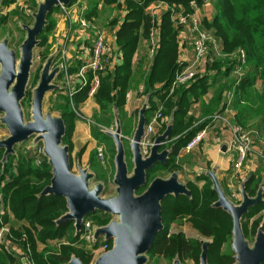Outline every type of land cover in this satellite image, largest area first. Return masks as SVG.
<instances>
[{
  "label": "trees",
  "instance_id": "trees-1",
  "mask_svg": "<svg viewBox=\"0 0 264 264\" xmlns=\"http://www.w3.org/2000/svg\"><path fill=\"white\" fill-rule=\"evenodd\" d=\"M33 1L38 6L37 0ZM105 1L108 4L118 2V0ZM155 1L166 2L170 5L181 4L185 8H189L192 1L202 3V0H125L124 19L121 22L118 19L112 21L113 24L118 25L115 35L122 50L123 62L113 71L100 75V85L93 95L95 102L100 107V112L94 114V119L98 124L110 125L112 116H107L109 112H113V115L118 114L121 119L124 118L126 97L134 78V55L140 41L148 38L152 26L151 12L146 8ZM213 5L214 13L209 21H204V26L213 31L228 55L225 58L216 57L213 62L208 64V67L216 68L217 71L214 74L198 76L192 82L178 86L172 93L171 85L181 70V65L178 62L180 46L170 12L165 11L161 14L159 49L147 66L148 72L143 73L144 90L142 93L144 102L147 103L145 111L147 122L151 120L158 109V102L164 106L162 113L165 119L161 120V127L157 134L162 133L170 123L173 125L168 142L161 147V149H170L171 153L167 162H159L148 171L147 185L155 177L161 176L158 175L159 171L172 173L180 172L183 169L178 159L181 150L210 123L211 116L219 110V104L221 107L223 106V94L225 90L233 86V78L230 83L218 85L213 101L207 109L202 110L203 116L209 113L210 116L199 120L189 114L190 109L195 101L207 93L211 80L216 83L220 80H217L218 76L223 78L231 76V72L238 62L237 51L240 49L246 53V64L242 81L234 89L235 114L232 121L249 127L248 120L253 114H264V88L261 92L255 88L258 78H262L264 82V0H214ZM58 8L54 7L48 14L47 24L39 36L40 45H44L48 41L49 35L56 26V19L51 16ZM94 10L95 7L87 13V17L90 18L94 15ZM3 18V16L0 18V23L3 22ZM92 78L93 73L89 71L88 83L86 85L78 84L74 95L72 97L65 95L64 103L59 105L60 116L66 125L63 142L70 148L72 164L74 150L72 137L77 118L73 106H80L89 97ZM215 103H217L216 110L212 107ZM92 133L97 140H100L102 134H106L97 125L92 126ZM83 152L84 149L77 156L80 158ZM3 155L4 150L0 148V179L7 173L11 176L5 187V194L16 217V220L12 222V233L15 237L22 239L23 234L26 233L27 240L33 250V258L38 264H66L73 255L79 257L84 264H90L92 255L74 245L80 235L76 234L74 221L57 222V219L68 211L66 199L56 194H41L42 190L51 183L53 176L48 158L41 165H36L34 159L24 155L16 157L14 154L8 157L4 165L2 163ZM16 158L17 173L13 172V162ZM95 161L94 151L91 155L92 167L97 166ZM96 170L99 179L106 182L108 172L101 165ZM200 181H204L202 186L198 184ZM243 183L247 193L253 197L263 187L262 200L251 206L242 219L243 231L245 237L248 238L249 235H256L259 227L264 229L261 214L264 210V176L250 173L243 179ZM186 184L191 191L190 196L185 194L168 195L162 201L164 228L157 234L148 253L151 255L158 253L169 260L190 257L199 261L201 242L198 239L187 238L184 232H170L173 223L188 216L186 219L201 235L211 238L208 250L209 263H235L233 249L229 252H221L223 245L233 237V219L227 211L214 206L218 200V194L214 189L212 178L207 174H200L194 181H188ZM147 185L140 188L138 193L143 192ZM92 215L100 225L110 221L109 217L89 214V216ZM246 219L250 220V224ZM5 220H9L8 216L5 217ZM63 238L68 239L69 242L62 243L59 250L46 247L41 252L38 251V243L47 245L49 240ZM21 239L20 244L26 247V239ZM7 259L13 260V257L0 251V263L8 264Z\"/></svg>",
  "mask_w": 264,
  "mask_h": 264
},
{
  "label": "water",
  "instance_id": "water-1",
  "mask_svg": "<svg viewBox=\"0 0 264 264\" xmlns=\"http://www.w3.org/2000/svg\"><path fill=\"white\" fill-rule=\"evenodd\" d=\"M74 0H43L38 3L34 13L33 26L24 25L26 38L19 46V52L11 48L8 37L0 41V112H4L2 122L9 130L6 138L0 139V148L4 150L2 163L5 165L8 157L15 154V145L37 134V140H43L44 153L52 166L51 183L41 192L42 195L56 194L67 201L68 211L58 223L73 220L76 234H81L84 220L91 213L104 212L118 219L97 226L96 238L112 240V248L101 253L93 264H145L147 253L152 248L157 234L163 230L162 201L168 195H191L187 184L181 182L179 172H172L170 177H155L148 183V171L157 163H165L171 153L168 148L161 147L168 142L173 125L160 134H156L150 147L149 155L142 153V140L145 135L147 103L138 112V122L132 134L130 143L131 161H128L127 151L123 142L122 127L117 121L116 129L105 131L113 138L116 146L114 183L117 194L111 197L102 196L104 183L90 186L94 173L80 166L79 173L72 170L70 148L64 144L63 137L66 125L61 116L43 113V101L46 93L57 87L52 81L61 74V65L53 66L55 57L51 56L41 73L40 81L34 90L32 98V119L25 121L22 99L27 94V85L33 63L34 48L40 44L39 36L43 32L48 14L54 7L70 6ZM59 52V51H58ZM57 63V62H56ZM214 183L218 200L217 208L227 211L233 219L232 249L235 252L233 264H262L264 262V229L258 228L255 242L250 246L245 237L242 219L251 206L263 198V187L256 196H250L245 185L241 183L242 201L232 202L217 178L215 171L208 173ZM147 187L141 193L138 190ZM208 245L205 241L200 257V264H210L208 261ZM66 264H84L73 255ZM173 264H182L180 258H175Z\"/></svg>",
  "mask_w": 264,
  "mask_h": 264
},
{
  "label": "built area",
  "instance_id": "built-area-1",
  "mask_svg": "<svg viewBox=\"0 0 264 264\" xmlns=\"http://www.w3.org/2000/svg\"><path fill=\"white\" fill-rule=\"evenodd\" d=\"M214 0H202V3L192 1L190 3V10H187L183 5H170L166 2H156L146 8L151 12L152 26L150 28L149 36L146 39L148 47V56L152 60L159 49V33L161 14L169 11L171 19L178 28L179 34L177 35L178 43L180 46L181 57L178 59L181 65V70L177 73L172 85L171 90L174 91L180 85H185L192 82L200 73L208 68V64L217 58H225L228 54L221 43L215 36L211 29L204 26L206 20L205 9L213 5ZM73 4V3H72ZM64 11L68 6H62ZM169 9V10H167ZM84 13V12H83ZM80 24L85 29H89L93 34L92 51L90 52L89 60L84 63L79 71L75 74V78L80 85L88 83V72L92 71L93 78L91 80V88L89 95L93 96L100 85V75L113 71L118 65L123 62V55L120 48L111 42L107 37L106 31L90 22L85 17L80 18ZM190 48V56L184 54V49ZM67 48L62 50L63 61H57L61 65L62 72L66 74V85L69 89L68 95L73 96L75 93V81L68 73L69 64L67 59ZM193 52V54H192ZM238 62L231 72L233 78V86L225 90L224 103L220 111L211 116L212 121H222L227 127L232 130L233 139L232 147L236 150V155L233 160V167L236 171H241L244 167L245 161L249 153L252 151L255 138L259 137V133L251 128L245 127L240 124L234 123L232 117L235 114L233 101L235 96V87L242 81L245 64L246 53L243 49L237 51ZM66 59V60H65ZM141 91L144 90V85L141 86ZM163 119L162 108L152 116L151 120L145 126V135L142 140L141 148L142 153L147 156L150 153V147L153 139L157 134V127L161 125ZM208 127L199 131L184 147L190 152L196 147L207 135ZM39 152L44 153V147ZM97 153L101 163L106 161V148L103 145L97 147ZM47 158V157H46ZM45 159H36V165H41ZM16 161V159H15ZM17 161L13 162V172L17 173ZM10 174L7 173L0 179V251L12 254L15 258L20 260V264H37L33 258L32 248L30 242L27 240L26 233L23 234L21 240L27 241L26 247L22 246L20 239L16 238L12 233V222L16 220L15 215L11 210L10 203L6 198L5 187L11 179ZM233 196H236L235 194ZM8 216L9 220H5ZM97 226H100L94 219L89 216L84 220L81 234L79 235L91 247L92 252L95 253V258L109 249L112 248V240L105 238H96L95 232ZM94 263V262H92Z\"/></svg>",
  "mask_w": 264,
  "mask_h": 264
},
{
  "label": "crops",
  "instance_id": "crops-1",
  "mask_svg": "<svg viewBox=\"0 0 264 264\" xmlns=\"http://www.w3.org/2000/svg\"><path fill=\"white\" fill-rule=\"evenodd\" d=\"M39 1L40 0H37L38 3ZM2 2L3 4L9 3V5H11L12 7L18 3V0H1L0 3ZM125 3H126L125 0H118V2H114L111 4H108L105 0H93L92 2L91 0H74L73 4L68 6V9L64 11L62 22L59 21L60 23L57 25V32L60 31L61 26H62L61 30L64 29V32L62 31V35L58 38V43L59 44L64 43L63 42L64 40L68 41L67 50H66L67 59L69 63L68 73L69 75H71V78H73L75 81L74 83L75 88L79 84L77 82V79L75 78V74L79 71L80 67L89 60L90 52L92 51V42H93L92 32L89 29H85L84 27L81 26L80 18L85 17L87 20L94 23V21H96L97 19L96 17H98L104 10L112 9L114 12L113 15L116 16V18L114 19H118V21L121 22L124 19L126 13ZM94 7H95L94 15H92L90 18L87 17V13L90 12L91 9ZM117 7H120V9H117ZM1 12L2 9L0 10V13ZM205 13H206V20L209 21L214 13V7L208 6L205 9ZM57 15L59 16L58 13ZM56 21L58 22L57 19ZM63 25L65 27H63ZM99 25H98L99 27L103 28L106 31L107 37L111 40V42H113L115 47L117 45L121 50L120 45L116 41V35H115L118 25L115 24L110 25L109 23L107 24V22L106 24H102V25L99 24ZM62 36H65V38H63ZM189 49L188 48L184 49V54H186L187 56L191 55ZM180 57H181V52H179L178 59ZM150 61L151 59L148 56V47L146 44V39H143L140 41L133 59L134 78L131 83V88L128 91L126 97V104L124 107L125 115L126 112L127 115L129 114V116H131L134 112L138 113L141 108L140 102L144 95L141 94L142 91L140 89L141 86L144 85V80L140 82L139 77L143 73L146 74V72H148L147 66L150 63ZM216 71H217L216 68L208 67L198 76H202L206 74H214ZM62 76L64 77L63 79L66 83L68 79L66 80L67 76L65 72L64 74L62 73ZM231 78H232L231 76L230 77L227 76L226 78H223L222 76H218L217 80L219 79L220 80L216 81V83H214L211 80V82H209L210 86L207 93H205L201 99L193 103L189 114L199 118V120H203L208 115L210 116V113L203 116L202 110L207 109V107L213 101L215 96V90L218 87V85H220V83H224V84L228 82L230 83ZM255 88L259 92L263 90L264 82L262 78L257 79ZM172 92L173 91L171 90V93ZM222 100H224V94ZM142 101H144V99ZM157 101L159 100L157 99ZM83 103L85 104L84 106L86 113L88 114V116L91 117L92 115H94L93 110L95 108L96 109L100 108L99 105L95 102L94 97L90 95ZM158 103H159V107L157 110L162 108V112H163L164 106L162 105V103L160 102ZM216 104L217 103H215L212 106L213 109L215 110L217 107ZM222 107L219 104L218 107L219 110L217 111H220ZM157 110L155 111V113L157 112ZM163 118L165 119V117ZM166 119L168 120V118ZM104 126L109 127L111 125L104 124ZM248 126L255 129L259 133V137L255 138L252 151L249 153L248 158L245 161L244 167L241 171H236L233 167V160L236 155V150L232 147V139H233L232 130L229 127H227L222 121L219 120L212 121V118L210 123L206 126L208 127L207 135L201 141V143H199L196 147H194L190 152L186 151L184 148L181 150L178 159L183 166L182 170L186 171L187 174L194 173L193 176L196 177L197 175L200 174H208L211 171H215L221 185L224 186L225 189H229V191L232 192L239 189V186H241L240 183L243 182V179L248 174L257 173L264 176V114L261 113L253 114L251 118L248 120ZM160 127L161 125L157 127V132H159ZM95 139L96 138L93 136L92 133V128L89 127L88 124L76 118L73 137H72L74 143V150L76 151V156L82 149H84L82 156L80 158L77 156V160L85 163L89 162L91 164V155L94 149L93 147L90 146L93 140L95 141V144L96 142L99 143L98 140L96 139L97 140L96 141ZM98 146H96V149ZM72 158L74 157L72 156ZM196 177H194V179L193 178L189 179V181H194ZM198 184L202 186L204 184V181H200L198 182ZM56 240L58 239L49 240L47 246L52 244L51 242H55ZM47 246L45 243H38V250H43ZM8 255L13 257V260L7 259L8 264H20V260L18 259L15 260L12 254L8 253Z\"/></svg>",
  "mask_w": 264,
  "mask_h": 264
},
{
  "label": "rangeland",
  "instance_id": "rangeland-1",
  "mask_svg": "<svg viewBox=\"0 0 264 264\" xmlns=\"http://www.w3.org/2000/svg\"><path fill=\"white\" fill-rule=\"evenodd\" d=\"M1 1V0H0ZM43 0H40L39 2H41ZM93 0H91L92 2ZM155 2L149 4L147 7H149L150 5L154 4ZM2 9V12L0 13V16L3 18V22L0 23V41L2 40V38L4 37H8L10 40V46L11 48L16 49L19 52V46L22 44V42L24 41V39L26 38L27 32L24 29V25H29V26H33L34 22H35V18H34V13L37 12L38 10V6L35 5L33 0H18V3L15 4L14 6L11 7V5H9V3H5L3 4L0 3V10ZM117 9H120V7H117ZM122 9V8H121ZM187 10H190L189 8H186ZM123 10V9H122ZM169 10V9H167ZM57 13L59 14V16L57 15ZM63 13L64 10L62 7H60L59 9H56L55 12L52 14V18H55L58 20V22L56 23L55 28L52 30L51 34L49 35L48 41L44 44V45H40L38 44L35 48H34V55H33V63L31 66V70H30V77H29V81H28V85H27V94L26 96L22 99V108H23V112H24V118L25 121H30L32 119V98L34 95V90L36 88V86L38 85L39 81H40V76L41 73L43 71V68L47 62V60L51 57L54 56L55 57V61L53 63V66L57 65V61H63L64 59L62 58V50L63 48H67V40H64V43H58V38L62 35V31L64 32V29L61 30L62 26L60 27V31L57 32V25L60 23L59 21L62 22L63 19ZM113 10L112 9H107L104 10L98 17H96V21H94L95 25H99V24H107L109 23L110 25H113V20L114 18H116L115 15H113ZM116 14V13H115ZM171 16V15H170ZM57 17V18H56ZM62 17V18H61ZM172 20V19H171ZM173 23V21H172ZM100 26V25H99ZM173 26L177 32V35L179 34V29L176 28L175 24L173 23ZM63 27H65L63 25ZM57 34V35H56ZM63 38H65V36H62ZM66 42V43H65ZM59 46H57V45ZM55 46V47H54ZM58 47V48H57ZM59 51V52H58ZM66 60V59H65ZM69 64V63H68ZM62 71L61 74H58L55 79L52 81L53 84L57 85L56 88L49 90L44 98L43 101V113L46 115L48 113H51L53 116H60V108L59 105L64 103V96L68 95L69 89L67 87V85L65 84L64 81V77L62 76ZM64 74V73H63ZM140 78V82L144 80L143 74L139 77ZM143 95V93H141ZM69 96V95H68ZM144 99H141V106H143L144 101H142ZM85 104L82 103L81 106H73L76 113H77V118L78 120L88 124L89 127L92 128V126L94 127V125L99 126L100 129H102V131H108L111 129H116V123L117 121H119L121 127H122V133H123V142L125 144V148L127 151V157H128V161H131V152H130V143H131V138H132V134L136 128L137 122H138V113L134 112L131 116H129V114L126 115L124 114V118L121 119L118 117V114L113 115V112H109L107 114V116L111 115L112 116V121L110 123L111 126L109 127H105L104 125L98 124L97 121L94 119V115L88 116V114L85 111ZM87 105V104H86ZM96 112H100V108H95L93 110V114H95ZM101 115V114H100ZM4 116V112H0V139L6 138L9 135V130L6 127V125L2 122V118ZM103 118V116H102ZM37 134H33L32 136H30L28 139L19 142L15 145V155L16 157H18L19 155H24L27 158H32L34 160L40 158V159H45L46 155L45 154H41L39 152V150H42V147H44V142L43 140H37ZM100 140H98L99 143L93 140L92 144L90 147H93L94 151H95V158H96V167H92L91 164L82 162L77 160V156H76V151L74 150L72 153L73 158V164H72V170L75 173H79V168L80 166L83 168L88 169L90 172L94 173V177L90 180V186L94 187L96 184L98 183H104L105 188L102 192V196L104 197H111V196H115L117 194V185L114 183V175H115V164H114V160H115V155H116V146L114 143L113 138H111L110 136L106 135V134H102L99 138ZM96 140V139H95ZM97 141V140H96ZM98 145H103L106 148V161L105 163H101V161L99 160V156L97 153V149L96 146ZM93 151V152H94ZM17 161V158H16ZM16 161L14 160V163H16ZM36 163V162H35ZM102 166L104 170H106L107 173V180L106 182L103 180H100L99 177L97 176V170L96 168H98L99 166ZM172 173H170L169 171H159L158 175L164 176V177H170ZM194 173L192 174H187L186 171L181 170L179 172V178L181 180V182L183 183H187L189 181V179L196 177L193 176ZM241 184V183H240ZM224 188V186H222ZM224 190L228 193V197L229 199L234 202L235 204H240L242 201V195H241V186H239V189H237L236 191H229V189H225ZM228 190V191H227ZM236 196H233V195ZM97 216H102V217H109V219H118L117 216L112 215L110 213L105 214L104 212H96L94 213ZM262 214V222L264 224V210L261 212ZM90 218L94 219V216H89ZM188 216H185L184 219L179 220L178 222H175L172 224L170 232H184L185 236L187 238L190 239H201V237H203V240H208V237L202 236L200 235V233L192 226L191 222L186 219ZM255 218V217H254ZM253 218V219H254ZM252 219V220H253ZM96 221V220H95ZM246 221H249L250 224V220L246 219ZM74 236V235H73ZM255 238L256 235H249V237L247 238V241L249 242L250 246H253L254 242H255ZM54 240V239H53ZM69 242L68 239H58L55 242H51L52 244L50 245H46L49 249L52 250H59V246L62 243H67ZM75 247L77 248H82L84 249L87 253L92 255V259L90 264H93L92 262H94V258H95V253L92 252L91 247H89V244L86 243L83 239H81L80 236H78L77 240L74 242ZM232 249V239L230 241H228L227 243H225L223 245V250L224 252H229ZM39 252H41L42 250H38ZM33 252V250H32ZM147 262L145 264H173V260H169L167 258H165L164 256L155 253L153 255H151V253H147ZM37 264L38 262L35 261ZM182 264H199L198 261H195L192 258H186L184 260H181Z\"/></svg>",
  "mask_w": 264,
  "mask_h": 264
},
{
  "label": "flooded vegetation",
  "instance_id": "flooded-vegetation-1",
  "mask_svg": "<svg viewBox=\"0 0 264 264\" xmlns=\"http://www.w3.org/2000/svg\"><path fill=\"white\" fill-rule=\"evenodd\" d=\"M0 18H1V16H0ZM226 192V191H225ZM226 194L228 195V193L226 192ZM201 235V234H200ZM202 236H205V235H202ZM205 237H208V236H205ZM203 237H201V239L199 238H197L200 242H201V252H200V257H201V253H202V251H203V245H204V242L205 241H207V242H209V244H210V241H211V238L210 237H208L209 239L208 240H203L202 239ZM190 239V238H189ZM194 250V249H193ZM208 250H209V245H208ZM221 252H224V250H223V247H222V250H221ZM190 258V257H189ZM184 259H186V258H182L181 260H184ZM192 259H194L195 261H197L195 258H192ZM174 261V260H173ZM199 264H200V258H199Z\"/></svg>",
  "mask_w": 264,
  "mask_h": 264
}]
</instances>
